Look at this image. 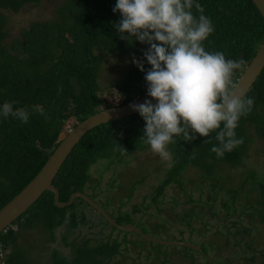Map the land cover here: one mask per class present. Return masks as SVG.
I'll return each instance as SVG.
<instances>
[{
	"label": "trees",
	"instance_id": "1",
	"mask_svg": "<svg viewBox=\"0 0 264 264\" xmlns=\"http://www.w3.org/2000/svg\"><path fill=\"white\" fill-rule=\"evenodd\" d=\"M39 2L0 0V105L16 101L14 108L26 107L31 111L33 105H39L45 112V116L31 114L27 124L11 116H0V209L40 171L62 140L60 133L64 122L71 118L75 122L81 121L113 106L100 96L98 79L102 55L99 50L103 54H113L115 58L133 55L136 60L143 61L144 72L134 63L117 85L118 95L122 98L120 104L136 97H147L144 77L151 65L144 59L143 53L149 45L136 40L129 44L120 38L114 27L121 19L120 13L113 12L117 0H61L54 8L52 19L31 23L22 29L19 38L8 42L9 17L4 11L17 13L26 4ZM197 2L214 25V31L202 42L205 50L222 52L226 59L243 58L247 62L234 71L232 80L235 83L263 40L264 20L252 0ZM192 11L199 16L194 8ZM245 96L254 97L255 104L250 114L241 117L235 129L237 138H243L244 143L226 152L223 158H217L210 150L218 144L215 136L219 129L212 131L209 137L196 134L197 138L191 143L184 141L182 136L174 137L176 143L167 146L172 156L170 168L155 188L153 200L169 184L178 181L189 166L210 175L215 162L232 166L238 164L248 146V126L264 141V68ZM145 126L143 118L136 113L89 130L72 149L53 179L59 200L67 201L73 192H84L88 188L90 168L97 161L106 160L109 164L120 162L134 151L149 148L140 138ZM193 152L195 158H191ZM88 195L94 199V193ZM76 200L82 199L77 198L68 206L58 207L53 192L45 191L0 233L3 264H33L24 258L22 249L17 245L20 229L40 225L54 239L55 229L66 220L72 227L85 221V213L76 211ZM76 246L71 257L55 250L52 260L46 264H107L106 260L118 253L120 245L113 241L94 246L86 242ZM247 249L254 250L250 243ZM261 253L264 254V251ZM207 262L211 261L207 259Z\"/></svg>",
	"mask_w": 264,
	"mask_h": 264
},
{
	"label": "rangeland",
	"instance_id": "2",
	"mask_svg": "<svg viewBox=\"0 0 264 264\" xmlns=\"http://www.w3.org/2000/svg\"><path fill=\"white\" fill-rule=\"evenodd\" d=\"M60 1L40 0L17 13L4 11L9 17L7 41L19 38L22 29L35 21L52 19ZM98 53L102 55L100 96L106 103L119 105L122 98L117 85L136 57ZM74 124L73 118L64 122L60 138ZM246 133L248 146L238 164L215 162L210 175L189 166L156 200L155 188L166 177L171 162L162 160L150 147L134 151L120 162L99 160L90 168L91 182L84 193H94V200L117 223L132 224L163 241L201 242L203 252L121 231L82 200H76V211L84 212L87 219L77 227L66 220L55 229L54 239L40 225L22 228L17 245L33 264L49 263L55 250L71 257L76 245L113 241L119 243V251L107 264H264V141L251 126ZM236 240L239 243L234 244ZM249 243L253 252L247 249Z\"/></svg>",
	"mask_w": 264,
	"mask_h": 264
},
{
	"label": "clouds",
	"instance_id": "3",
	"mask_svg": "<svg viewBox=\"0 0 264 264\" xmlns=\"http://www.w3.org/2000/svg\"><path fill=\"white\" fill-rule=\"evenodd\" d=\"M113 12L121 15L114 27L122 40L149 45L143 56L151 68L144 78L147 96L156 103L146 99L130 105L146 123L140 137L143 142L168 162L172 156L167 146L176 143L177 136L191 143L196 134L209 137L219 129L215 136L218 144L210 150L217 158L242 145L244 140L237 138L235 129L241 117L252 112L255 98L238 93L232 76L247 62L205 50L202 42L214 31V25L203 14V6L197 0H117ZM134 63L145 71L142 60ZM15 103L0 105V116H11L24 124L31 114L45 116L39 105L29 111L14 108ZM191 158H195L194 152Z\"/></svg>",
	"mask_w": 264,
	"mask_h": 264
},
{
	"label": "water",
	"instance_id": "4",
	"mask_svg": "<svg viewBox=\"0 0 264 264\" xmlns=\"http://www.w3.org/2000/svg\"><path fill=\"white\" fill-rule=\"evenodd\" d=\"M252 2L264 20V0H252ZM263 68L264 37L254 57L251 59L249 64L245 67L235 82L236 91L245 96L258 76L261 74ZM146 99L151 100L153 104L156 103L153 98L148 96L136 97L129 102L107 107L89 115L81 121H76L75 125L68 131V133L51 152L47 161L42 166L40 171L35 175V177L0 209V233L5 231L6 228L12 224V222H14L32 204H34L45 191L49 190L53 192L54 202L58 207L68 206L72 204L75 199L80 198L88 205L93 207L111 226L121 231L134 232L146 240L162 245H181L202 252L201 242L193 244L186 241H163L161 239L146 235L139 228L132 224L117 223L116 220L103 207H101L92 197L84 192L75 191L70 195L67 201L62 202L59 200L58 189L53 185V179L61 168L63 162L66 160L75 145L89 130L100 124L115 121L138 113L134 111L130 105L142 104ZM0 264H3L1 249Z\"/></svg>",
	"mask_w": 264,
	"mask_h": 264
}]
</instances>
